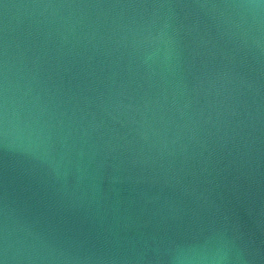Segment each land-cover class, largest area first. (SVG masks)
Instances as JSON below:
<instances>
[{
	"label": "water",
	"instance_id": "95a60500",
	"mask_svg": "<svg viewBox=\"0 0 264 264\" xmlns=\"http://www.w3.org/2000/svg\"><path fill=\"white\" fill-rule=\"evenodd\" d=\"M0 264H264V0H0Z\"/></svg>",
	"mask_w": 264,
	"mask_h": 264
}]
</instances>
